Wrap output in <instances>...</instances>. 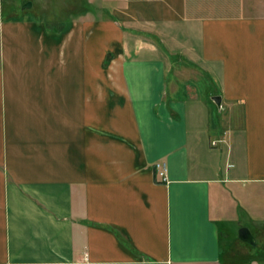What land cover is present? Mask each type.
<instances>
[{
    "label": "crops",
    "instance_id": "0c3cea01",
    "mask_svg": "<svg viewBox=\"0 0 264 264\" xmlns=\"http://www.w3.org/2000/svg\"><path fill=\"white\" fill-rule=\"evenodd\" d=\"M114 10L97 35L0 18V264H264V0ZM192 81L220 96L224 158Z\"/></svg>",
    "mask_w": 264,
    "mask_h": 264
},
{
    "label": "rangeland",
    "instance_id": "374dc122",
    "mask_svg": "<svg viewBox=\"0 0 264 264\" xmlns=\"http://www.w3.org/2000/svg\"><path fill=\"white\" fill-rule=\"evenodd\" d=\"M28 1L31 2V6L29 8H23V4ZM88 1L89 3L87 4ZM122 1L123 0H0V18H19L25 14H30L36 19L44 21L49 27L58 28L60 26L68 27L70 21L73 22V19H78L77 22L79 23L81 21H87L88 17V22H93L94 32L95 35H97V28L100 26V21L106 19L112 20L114 18L112 17V14L115 12L114 9L118 7ZM87 10L90 12L88 15H86ZM167 41V39L163 38L160 44L165 48V46H168L166 44ZM97 43L98 37L95 36V45L96 47H100V44ZM97 50L98 49H96L95 52V64L100 60L98 58L99 53ZM142 52H144V50ZM98 67L99 64L97 65V68ZM175 73L184 78L200 77L196 71L189 68H178ZM166 76L167 80L171 79L172 73L170 70H167ZM188 86L192 90H199L197 93L186 92L187 96L184 100L187 106V116L189 117L188 122L190 119L192 120L191 114L194 112V116L197 117L196 124L199 125L200 130H203L206 135L211 133L208 136L210 148L221 153L224 158L227 144L225 145V143L220 141L216 146L210 145L213 140L225 138L227 141L226 136L221 137L218 132L209 131V123L211 122L212 115L208 111V104H213L217 115H219L220 112L221 114L223 113V110L221 109L222 107L219 108L212 99L217 95L213 91L215 86L205 81H203V83L201 81H192ZM190 109L194 110L191 112ZM237 232L238 228L234 233L237 234ZM252 232L255 238V230ZM225 242L227 243V240ZM255 247L256 246H252V248Z\"/></svg>",
    "mask_w": 264,
    "mask_h": 264
},
{
    "label": "water",
    "instance_id": "95a60500",
    "mask_svg": "<svg viewBox=\"0 0 264 264\" xmlns=\"http://www.w3.org/2000/svg\"><path fill=\"white\" fill-rule=\"evenodd\" d=\"M30 6H31V2L28 1V2H25L22 7L23 8H29ZM213 101L215 102V104L218 107H220V96H214ZM238 236L240 239H242L248 243H254L252 235L246 227H241L239 229Z\"/></svg>",
    "mask_w": 264,
    "mask_h": 264
},
{
    "label": "built area",
    "instance_id": "2783aa9c",
    "mask_svg": "<svg viewBox=\"0 0 264 264\" xmlns=\"http://www.w3.org/2000/svg\"><path fill=\"white\" fill-rule=\"evenodd\" d=\"M221 140H213L211 143L213 146H216L218 142ZM154 169L156 172V176L160 182H167V165L164 161H157L154 163Z\"/></svg>",
    "mask_w": 264,
    "mask_h": 264
},
{
    "label": "trees",
    "instance_id": "16d2710c",
    "mask_svg": "<svg viewBox=\"0 0 264 264\" xmlns=\"http://www.w3.org/2000/svg\"><path fill=\"white\" fill-rule=\"evenodd\" d=\"M108 60V57L106 58V60L105 61H107Z\"/></svg>",
    "mask_w": 264,
    "mask_h": 264
}]
</instances>
